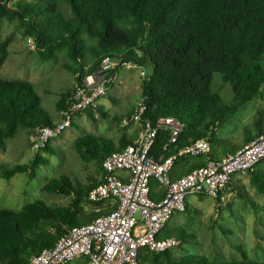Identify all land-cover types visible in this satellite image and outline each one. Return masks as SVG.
Returning <instances> with one entry per match:
<instances>
[{"label": "trees", "instance_id": "trees-1", "mask_svg": "<svg viewBox=\"0 0 264 264\" xmlns=\"http://www.w3.org/2000/svg\"><path fill=\"white\" fill-rule=\"evenodd\" d=\"M1 21L18 23L25 38L33 41L34 52L41 60L61 58L63 69L75 78V85L55 104L59 114L66 110L76 89L98 69L104 57L120 61V67L132 65L142 70L141 100L145 106L142 122L155 123L159 118L173 117L183 125L177 144L168 153L162 151L168 135L158 132L150 153L156 159L199 140H208L212 151L214 146L222 147L225 142L217 140L216 132L236 116L239 108L264 94V0H0ZM10 43V37L0 42V68L9 55ZM215 74L232 85L235 93L232 106L224 105L221 96L212 91ZM94 109L88 108L83 113L94 120ZM253 125L255 137L264 133V115H257ZM37 127H54V124L34 87L27 82L0 78V150L19 129L28 133ZM245 132L244 145L253 140L251 133ZM136 137V134L123 135L117 146L89 135L75 139L73 149L79 160L96 163L99 177L82 185L60 176L41 188L42 193L70 197L67 206H49L35 200L20 211L0 210V264H28L42 249L54 247L77 226V219L89 224L101 215L84 214L83 206L103 205L87 201L88 193L100 184L102 161L112 152L131 145ZM39 152L52 154L53 150L46 145ZM223 154L232 152L224 149ZM217 155L216 151L210 156L214 159ZM48 164L37 154L29 164L1 166L0 178L9 180L17 174H28L32 180L37 169ZM204 165L198 161L191 168ZM256 172L257 169L247 174L249 184L264 196V177ZM177 174L173 172L172 178H179ZM150 189L152 200L163 198L164 192L154 180ZM233 192L254 211L260 210L242 191ZM220 198L221 195L217 197L219 204ZM216 207L218 210L219 206ZM113 208L109 206L107 212ZM216 227L226 234L222 227ZM178 234L182 244L187 242L183 230ZM167 236L163 229L158 238ZM234 249L240 260L219 262L205 256L172 258L170 251L155 254L140 250L138 261L140 264H264L249 260L241 245Z\"/></svg>", "mask_w": 264, "mask_h": 264}, {"label": "rangeland", "instance_id": "rangeland-1", "mask_svg": "<svg viewBox=\"0 0 264 264\" xmlns=\"http://www.w3.org/2000/svg\"><path fill=\"white\" fill-rule=\"evenodd\" d=\"M64 12L68 14L66 9ZM8 37L11 38L9 55L0 68V78L31 84L53 124H58L62 116L56 111L55 104L63 93L75 85V78L63 69L64 61L61 58L41 60L34 52V47L29 46V40L25 38L18 23L1 21L0 42ZM262 63L264 65V57ZM113 66H117L116 61H113ZM113 72L112 85L93 110L94 120L88 119L84 113L78 114L71 127L48 144L53 150L52 154L33 151L28 133L22 129L12 139L4 142L0 150V167L29 164L37 154L49 164L40 166L37 176L32 180L28 174H17L9 180L0 178V210L20 211L23 206L35 200H42L49 206H67L71 201L70 197L42 193L41 188L50 179H58L60 176L87 185L94 179L97 180L100 173L96 163H83L79 160L73 149L74 140L89 135L94 139L112 141L117 146L123 135H137L139 125L123 127L121 120L141 101L143 71L127 65L118 66ZM211 89L221 96L224 105H233V87L230 83L223 82L218 74L213 76ZM259 114L264 115V94L261 99L239 108L236 116L216 132L218 141L226 142L225 146L234 144L232 150L242 148L245 131L256 133L253 121ZM216 151L219 149L213 147L211 154ZM190 160L192 158H186L178 163L185 162L184 165L187 166L191 164ZM256 173L263 177L261 171ZM243 176L244 178L234 182L238 183L235 191H242L243 196L261 207L260 210L254 211L233 190L221 195V204L217 199L188 196L187 212L175 214L164 228V233L176 238L182 229L188 236L187 242L170 251L172 258L205 256L212 261H237L240 260V255L234 246L241 245L249 260L264 261V196L257 194L250 186L247 174ZM93 208L94 205L85 203L83 213H94ZM76 225L84 226L85 222L77 219ZM216 225L227 231L226 234Z\"/></svg>", "mask_w": 264, "mask_h": 264}, {"label": "built area", "instance_id": "built-area-1", "mask_svg": "<svg viewBox=\"0 0 264 264\" xmlns=\"http://www.w3.org/2000/svg\"><path fill=\"white\" fill-rule=\"evenodd\" d=\"M33 47V41L29 40ZM113 59L104 57L98 69L85 77L60 113L61 121L54 127H37L28 132L32 150L39 152L71 127L74 118L88 108H95L113 83ZM117 66L120 61H116ZM127 66V65H122ZM142 100L130 116L123 117L121 126L139 125L135 141L109 154L101 164V181L87 196L90 203H110L114 208L84 226L73 227L52 248H45L28 264H69L85 258L88 264H140L138 252L147 250L160 254L179 247L175 237L159 239L175 214L185 213L188 196L216 199L222 195L232 178L254 172L264 160V133L240 148L233 155L210 160L204 166L177 179L172 178L175 162L184 157H203L211 152L207 140L182 147L167 157L158 159L150 153L159 131L168 135L163 153L170 152L179 139L183 125L176 118H159L155 123L142 115ZM125 174L123 179L119 174ZM154 180L164 192L162 199L150 197V182ZM138 214V217H136Z\"/></svg>", "mask_w": 264, "mask_h": 264}, {"label": "crops", "instance_id": "crops-1", "mask_svg": "<svg viewBox=\"0 0 264 264\" xmlns=\"http://www.w3.org/2000/svg\"><path fill=\"white\" fill-rule=\"evenodd\" d=\"M98 104H100V103H98ZM97 104V105H98ZM95 108H96V106H95ZM255 132H256V130H255ZM249 133H251V136L253 137V140L256 138L255 137V134L256 133H253V132H250L249 131ZM137 135H138V133H137ZM245 135H246V132H245ZM261 135V134H260ZM259 136V135H258ZM257 136V137H258ZM137 138V137H136ZM245 138V137H244ZM218 140V139H217ZM253 140H251V141H253ZM208 141V140H207ZM220 141V140H219ZM250 141V142H251ZM224 142V141H223ZM249 142V143H250ZM226 143V142H225ZM248 144V143H247ZM246 144V145H247ZM234 145V144H233ZM233 145H231V144H227L226 146H225V144L223 145L224 146V148H223V146L221 147V146H214L215 147V149H219V151H217L218 152V155L213 159V158H211L210 157V154L212 153V148H211V152H210V154L208 155V156H203V157H199V159H197V158H195V157H184V159H179L177 162H180V161H183V160H185L186 158H192V160H190V165H184L185 164V162H184V164H180V163H178V165H177V162H176V167L174 168V166H173V170H172V175H173V172H175V173H178L177 175H180V177H182V176H184V175H186V174H188L190 171H192V168H191V166H192V164L193 163H196V162H198V161H203L205 164H206V162H207V159H210V160H220V159H222V158H224V157H226V156H228V155H233L235 152H237L239 149H236V150H232L233 148ZM211 146V145H210ZM245 146V145H244ZM224 149L225 150H228V151H230V152H232V154H223V152H224ZM220 152V153H219ZM258 168H256L257 169V171L259 170V171H261V173H262V176L264 177V160L257 166ZM194 169H196V168H194ZM193 169V170H194ZM171 175V176H172ZM119 176L121 177V178H123V179H126L127 178V176L125 175V174H122V173H120L119 174ZM239 178H244V176H243V174H239V175H235L234 177H233V179H235V180H233L232 179V182L230 183L231 184V186H230V190H235V188H237V186H238V183H234L236 180H239ZM249 178V177H248ZM241 189V188H240ZM234 193V192H233ZM217 199V198H216ZM221 201V200H220ZM219 203V202H218ZM103 205H101V206H95V208H93V212L94 213H102L101 215H103V214H106V213H108L107 212V209H108V207L110 206V207H113L112 205H110V203H102ZM218 206V205H217ZM186 207H187V201H186ZM188 208V207H187ZM111 211V210H110ZM109 211V212H110ZM100 216V215H99ZM98 217V216H97ZM96 218V217H95ZM94 218V219H95ZM93 219V220H94ZM92 220V221H93ZM91 221V222H92ZM86 225V224H85ZM183 230V229H182ZM167 237H174V236H171L170 234H168L167 233ZM176 238V237H175ZM178 239V238H177ZM182 245V244H181ZM69 264H88V262H87V260L85 259V258H81V259H77V260H74V261H72L71 263H69Z\"/></svg>", "mask_w": 264, "mask_h": 264}]
</instances>
